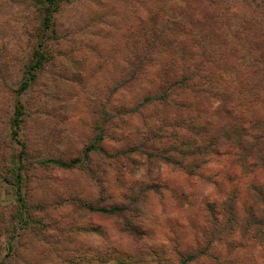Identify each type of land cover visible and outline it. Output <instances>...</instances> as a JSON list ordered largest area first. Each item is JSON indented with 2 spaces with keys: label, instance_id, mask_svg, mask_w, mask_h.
Instances as JSON below:
<instances>
[{
  "label": "rangeland",
  "instance_id": "1",
  "mask_svg": "<svg viewBox=\"0 0 264 264\" xmlns=\"http://www.w3.org/2000/svg\"><path fill=\"white\" fill-rule=\"evenodd\" d=\"M222 1L233 36L253 9L245 0ZM39 2L0 0V264H139L135 258L142 253H156L160 264L171 258L178 264L173 260L177 252L188 251L199 254L191 264H264V244L251 234L223 229L228 214L214 224L207 213L209 204L224 206L236 192L237 209L245 217L251 204L247 185L264 183V169L232 179L227 157L215 155L197 170L194 161L182 170L163 167L160 190L143 195L159 167L130 149L138 132L148 134L163 123V109L142 105L157 87L162 63L133 80L126 34L141 17H150L153 0H63L54 17L57 36L53 28L48 31L51 61L19 95L25 66L41 38ZM251 58L245 51L224 78L233 80L235 97L242 94L244 79L249 98L236 101L242 109L260 94L249 112L264 121V87L259 94L250 89L259 78L249 75ZM20 101L25 112L16 136L12 121ZM94 144L115 158L92 151L88 167L72 171L47 163L82 158ZM20 166L24 177L19 184ZM75 197L95 207L129 209L136 230L126 232L122 217L91 214ZM19 199L33 215L27 225L17 216Z\"/></svg>",
  "mask_w": 264,
  "mask_h": 264
},
{
  "label": "trees",
  "instance_id": "2",
  "mask_svg": "<svg viewBox=\"0 0 264 264\" xmlns=\"http://www.w3.org/2000/svg\"><path fill=\"white\" fill-rule=\"evenodd\" d=\"M62 1L39 2L41 38L31 61L25 66V78L18 90L19 95L33 86L39 72L51 61L47 42L52 36L48 31L53 28L52 35L57 36L54 17ZM171 1L175 0H153L150 17H141L126 34L134 57V60L129 61L128 70L133 80L142 77L150 66L162 63L155 75L157 87L153 92L152 89L148 92L142 105L163 109L164 113L160 114L163 123L151 129L148 134L138 132L133 137L134 143L130 149L133 153H143L146 161H155L159 167L157 174L150 177V185H147L143 195L146 191L160 190L158 177L162 174L163 167L182 170L187 168L186 162L194 161L193 168L197 170L215 155L223 154L227 157L226 167L232 179L246 177L264 169V121L251 116L249 112L251 105L258 102L259 93L264 87V0H245L253 13L241 23L233 36L226 25L228 15L224 1L180 0L182 7L167 6L168 9H164L163 3L167 5ZM245 51L252 56L249 75L259 76L257 81L250 83V89L259 96L252 102L247 101L250 105L242 109L236 101L249 98L245 94L248 89L244 86V79L240 80L244 90L235 97L233 80L226 82L224 77L236 66L237 58L243 57ZM214 84L216 87L223 86L224 91H217ZM253 93L249 95L253 96ZM24 110V104L20 101L12 121L16 136L21 129ZM97 150L110 159L115 158L94 144L84 151L82 158L70 161L52 159L47 163L68 171L75 170L78 166L85 169L88 167L90 153ZM125 153L128 154L129 150ZM22 168L24 167L20 166L18 170L19 184L24 177ZM19 189H22L21 185ZM247 192L251 204L245 210V217L242 218L237 209L236 192L229 195L224 206H219L221 208L216 203L209 204L208 217L216 224L218 216L228 214V223L223 229L228 228L227 232L232 234L239 231L244 235L251 234L254 240L264 244V183L252 181L247 185ZM75 198L77 204H81L91 214L118 216V219L122 217L126 220V232L133 233L136 230L132 218H129V209L119 206L95 207L85 199ZM19 201L21 208L17 216L27 225L28 218L33 215L29 214L31 211L23 203V199ZM38 208L46 210L42 205ZM144 257H147L146 261ZM198 257V251L177 252L173 260L178 264H191ZM170 260L169 264H175L172 258ZM135 261L139 264H160L162 260L156 253H142L136 255Z\"/></svg>",
  "mask_w": 264,
  "mask_h": 264
}]
</instances>
